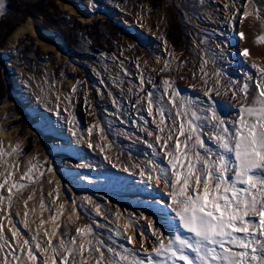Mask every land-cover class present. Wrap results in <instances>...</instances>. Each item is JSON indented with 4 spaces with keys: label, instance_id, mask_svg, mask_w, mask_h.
I'll return each mask as SVG.
<instances>
[{
    "label": "rangeland",
    "instance_id": "374dc122",
    "mask_svg": "<svg viewBox=\"0 0 264 264\" xmlns=\"http://www.w3.org/2000/svg\"><path fill=\"white\" fill-rule=\"evenodd\" d=\"M5 1L2 0L3 9L0 10V23L8 22L14 26V30L4 40L1 49L3 52L6 51L9 58L0 59V78L5 86V98L0 106L6 105V109L4 108L3 113L0 114V136L2 137L0 145L6 150L13 146L12 142L15 140H25V142L15 152L13 160L10 161L8 156L3 160L2 165L4 166L1 167L3 169L0 170V174L5 173L6 170L11 171L15 165L13 179L27 186L18 192L14 190L10 206L7 200L0 205V223L4 225V234L10 232L12 235L13 227L19 230V238H12L11 241L4 235L5 239L17 248V255H20L18 251L20 242L27 239L31 243L32 235L30 236L28 229H38L41 219L49 221L61 204L64 205V209L58 220L55 223H46L43 228L39 229H52L56 224L62 226L64 223V231L67 230L71 233L75 231L76 227L69 217H73L76 224L80 219L78 212L70 207L75 204L73 195L79 190L96 186L95 184L90 187L83 186V172L78 171L81 169L80 164L84 166L81 161L88 160L92 164L94 162L98 164L99 162L105 163L104 160H106L105 164L107 166L109 164L108 167H111L113 172H118L120 169L123 170L121 167H125V163L129 166L136 164L135 161H132L134 159L131 156L125 154L133 149L126 148L127 151L120 149L123 142L135 145L137 144L135 140L144 139L143 141L146 143L140 145L143 149L142 152H146V150L152 152L151 148L145 147L149 143H153L151 139L154 135L151 138L146 131L155 133L157 132L156 127L154 130H146L136 124L143 118V123L147 127L149 126L148 121L151 122V119L147 118V120L146 116L144 117V114L148 117L147 104L141 99L147 91L152 90L155 97H159L163 93V80L170 78L175 81V85L184 96L199 97L200 95H197L202 94L206 87L221 85V88L224 89L235 85L238 88L245 82L249 83L251 94L255 78L259 76L257 69L250 64L252 62L242 61L244 48L239 50L237 35L231 33L236 30V25H234L237 20L236 15L241 12L242 3L245 0H129L124 4L115 0H101V5L96 4L94 0H80V5L89 1L95 5L96 9L101 10L100 16L94 17L95 19L90 21L63 9L60 0H26L31 4L29 8L34 10L31 15L27 16L8 12L5 9ZM39 10L41 11L39 12ZM230 10H232L231 14ZM219 12L228 13L230 17H225ZM82 15L87 18L86 11L82 12ZM35 16L41 18L42 30L56 33L62 38V46L58 49L60 54L55 51L43 50L38 44L37 38L30 33L17 40L18 43L14 48L10 47L8 39L15 32L16 27L25 24L28 19ZM263 17L264 15L261 23L259 22L257 27L252 28L248 35L251 45L259 49L262 52L261 55H264V45L256 43V40L258 36L264 35ZM71 18H74L78 23L75 29L70 30L73 42L69 45H72L71 50L75 52L74 55L67 53L69 50L68 43H65L67 41L62 33L55 30L56 25L62 26L66 30L69 29ZM52 22H54L53 25L49 24ZM175 30H178L182 41L173 45L174 37L177 36ZM3 33L4 30L0 29V39ZM169 33L171 38L168 36ZM233 47L234 51L230 52ZM6 54H4L5 57ZM151 54H155V58L157 55L160 56L159 63L154 66L151 64L153 60ZM7 59L10 61L4 62ZM205 60L208 61L204 65V72H207V76L201 72V66ZM165 61H171L170 70L162 72L160 69L163 68ZM254 63L258 65L259 61L255 60ZM216 72L222 73L219 83H216ZM141 75L145 79L143 92L140 91ZM246 76H252L253 80L246 81ZM149 79L152 83L147 82ZM205 80L208 81L207 85L204 83ZM153 84L157 86L156 89L153 88ZM23 88L27 90V94L29 93L27 100L29 99V102L38 107L47 105L44 97L46 94L44 92L47 89L57 97L58 108L50 118V125L47 122L49 120L39 126L32 124L34 120L30 111L25 109L27 104L25 99L18 98V93L20 90H24ZM74 88L75 91H73ZM217 97L221 98L220 101L224 99V102H220L218 99L215 101H218L219 105L227 106L228 110H231V104H236L231 91L222 92ZM113 100H115V104ZM137 100L140 102L139 104ZM64 108L68 110L66 121L61 119ZM112 116H115V122L122 123L120 128L125 131L121 130L119 134L122 135L117 134L118 126L115 125L116 128H112L109 122L110 119H113L110 118ZM235 118L236 115L233 119ZM93 125H95L94 128ZM89 129L92 131L90 132ZM84 130L88 139L86 142H91L92 147L89 146L90 143L85 146L75 138L76 132ZM45 131L57 134L55 137L59 141L57 146L45 143L42 138L46 137ZM67 132L71 133L69 137L64 136ZM106 137L111 138L112 141H106ZM148 137L152 142L147 140ZM63 138L68 146L63 145ZM102 148H105L106 153H101ZM94 149L97 151L96 154L101 153L100 159L94 155L90 159H80L81 156H86L89 153L95 154L93 153ZM157 150H159L158 145ZM142 152L137 156L138 159L142 156L146 158V160L143 159L144 164L142 163L144 170L149 168L146 164L149 159H158L157 162L161 163V158H151ZM120 157L126 158L124 164ZM33 165L39 167L38 172L33 170V175L36 178L31 182L21 180V176ZM97 167L89 165V168L93 170H97ZM3 179L4 176L0 175V181ZM64 187H69L70 198L64 196ZM163 189L167 193L165 187ZM86 190L85 195L80 196L81 201L83 205L89 206L91 210L95 211V207H93L95 202L93 199L90 200L88 197L90 195L86 194ZM95 192L98 193V197L102 201H106L100 191ZM0 195L7 197V186L0 190ZM85 196L89 198V201L85 200ZM29 197L32 198L29 199ZM41 202L45 205L44 209L40 207ZM15 206L23 207L22 218L15 212ZM26 212L28 215L25 217ZM151 216L156 221V214L152 213ZM9 220H11V224H9ZM25 221H27V226H25ZM116 226L118 227L119 224ZM103 231L105 230L99 232ZM53 239L58 241L60 238L56 236ZM39 242L43 247H46L47 237ZM3 243L4 241L0 240V244ZM8 251V247L0 251V264L3 259L1 252L5 255ZM36 254L39 256L38 259H43L39 250H36ZM21 258L25 259L26 257Z\"/></svg>",
    "mask_w": 264,
    "mask_h": 264
},
{
    "label": "snow or ice",
    "instance_id": "6c2138e0",
    "mask_svg": "<svg viewBox=\"0 0 264 264\" xmlns=\"http://www.w3.org/2000/svg\"><path fill=\"white\" fill-rule=\"evenodd\" d=\"M240 37L243 39L244 33H240ZM256 43L264 45V35L258 36ZM242 54L250 56L248 49ZM207 63L205 60L201 66L204 76L208 75L204 72ZM170 64L171 61H165L160 70L169 71ZM252 67L257 69L259 76L255 78L251 94L247 82L238 88L230 85L221 89L213 85L206 87L203 93L208 97L205 103L199 98L182 95L175 81L167 78L162 82L163 93L159 97L149 90L141 98L157 130L155 134L147 133L155 137V144L149 143L148 147L152 149V157L161 158L166 166L149 159L146 162L148 170L142 169L140 175H147L157 186L163 184L170 201L160 207L169 227L167 236L148 221V227L153 229L152 236L156 237L150 250L143 242L139 248H127L123 244L114 246V242H106L92 224L77 226L74 234L67 230L61 233V225L56 224L50 231H44L47 246L43 247L38 240L39 228L58 220L64 209L61 204L49 221L40 220L31 243L27 239L20 242V255L5 239L4 225L0 223V240L4 241L0 251L5 247L9 249L2 264H38L36 250L43 256L39 264H264V66L253 63ZM215 76L219 83L222 73L216 72ZM245 80H253V77L246 76ZM147 82L152 83L151 79ZM204 83L207 85L208 81ZM144 84L141 75V92ZM153 88L157 86L153 84ZM228 91L236 101L233 105L235 119L224 118L227 106H223L225 112H220L218 101L213 100V93L219 96ZM17 150L18 146L10 152L0 146V158ZM34 169L39 171V167L33 165L21 180L33 181L36 178ZM14 172L15 165L11 171L0 174L4 176L0 190L7 186L8 192L7 197L0 195V205L7 200L10 206L14 190L18 192L27 186L13 179ZM40 207L45 208L43 202ZM95 211L100 214L99 205H95ZM27 215L26 212L25 217ZM69 220L75 223L73 217ZM128 227L125 225L124 233L117 230L115 234L124 236L134 245L135 237L125 235ZM57 235L60 239L54 241ZM12 236L14 239L20 236L15 227Z\"/></svg>",
    "mask_w": 264,
    "mask_h": 264
},
{
    "label": "bare ground",
    "instance_id": "6f19581e",
    "mask_svg": "<svg viewBox=\"0 0 264 264\" xmlns=\"http://www.w3.org/2000/svg\"><path fill=\"white\" fill-rule=\"evenodd\" d=\"M244 3L246 4L245 7H244V5H245ZM60 5H62L63 9L67 10L69 13L75 14L77 16H80V17H82V19H86L87 21L93 20V19H95L94 17L100 16V11L101 10L99 11V8L96 9L95 5H93L89 1H87L86 4H84V5H82V4L80 5L79 0H60ZM263 5H264V0H245L242 3V8L240 10L241 12L239 11L240 12L239 15L238 14L236 15L237 16V20L234 23V25H236V30H234V32L233 31L231 32V33L237 35L236 38L238 39L237 43H238V45L240 47L239 50L241 51V49L243 50V48L249 50L250 56L249 57H245L243 55L242 61L243 62L244 61L245 62L246 61H250V62H252V63H250L251 65L255 62V60L259 61V63H258L259 66H262V63H264V55H261L262 52L259 49L255 48V47H253L251 45L250 38H248L249 37L248 36L249 35V31L252 28H254L255 26L257 27L258 26L257 24H259V22L261 23L262 16L264 15V6ZM81 6H83L85 8L87 18H85L86 16L82 15ZM235 6H238V4H235ZM232 10H233V7H232ZM232 10H230V14H231ZM222 12H219V13L223 14ZM246 13H251V15H247L246 16L245 15ZM223 15L225 17H230V15L228 13H225ZM263 19H264V17H263ZM41 28H42V23H41V18L40 17L35 16L34 18L28 19L25 24H23V25H21L19 27H16L15 32L8 39L10 47L14 48L17 45V43H18L17 40L21 39L24 35L30 33V35H33V36H35L37 38V42L42 47L43 50L55 51V52H57V54H60L58 52L59 51L58 49L62 46V43H61L62 41H61L60 36H57L56 34H53V33L46 32L45 30H42ZM240 33H244V38L243 39L240 37ZM234 42H235V39H234ZM234 49L235 48L233 47V50L230 51V52H233ZM1 51H2L1 53L3 55L6 54L5 50H4V52H3V50H1ZM158 55H159V53H158ZM158 55L156 56V58H158ZM5 58H9L7 56V54H6V57L4 56L2 59H5ZM6 61H10V60L9 59L4 60V62H6ZM218 87L221 88V85H218ZM25 89L19 91L20 93H18V98H20V99L23 98V100L25 99V101L27 103L26 106H25V109L28 110V112L30 111L31 116L33 117V120H34V122L32 124L33 125L37 124L39 126V124L40 125L44 124L45 121L49 120L47 122L50 125L51 124V122H50L51 119L50 118L53 117V114L56 112V110L58 108L57 107V105H58L57 97L55 95H53V93H51V90L47 89L48 91L46 90V92H44V93H46V94H44L45 95L44 97H45V104H47V105L45 107H38L36 105H33L32 102H29V99L27 100V97H28L29 93L27 94V92H26L27 90H25ZM203 93L202 94L199 93L197 95V96L200 95L199 97H193V98H199L200 100H203L205 103H208V97H205ZM215 99H218V101H220L221 98H218L217 95H215V93H213V100H215ZM223 100L220 101V102H224ZM137 102H138V100H137ZM229 105H230V103H229ZM220 106L221 107L218 108V111L225 112L226 110L224 109V107L222 105H220ZM4 108L6 109V105L2 104L0 106V114L3 113ZM232 109H233V111H232ZM138 111H140V110H138ZM235 113H236L235 109L233 108V105L231 104V110H228L226 112L224 118L229 117L230 119H233L235 117V115H236ZM62 114H63V117L61 119H63V121H66L65 118L68 116V110L64 108L62 110ZM145 116H146V119H147V115L144 114V117ZM110 118H113V119L109 120L112 128L115 127V125L118 126L117 130H119V131H118L117 134L118 135H122V134H119L121 132V130H122V128H120V126H121L120 124H122V123L119 124V123L115 122V120H116L115 116H112ZM141 118H143V117L141 116ZM148 119H151V122L148 121L149 122V126L148 127L143 123L144 118H143V120L139 121V122L142 121V124L140 123V126L143 129H146V130H148V129H153L154 130L155 127H156V124H155V122L153 120V117L149 116ZM35 121H37V122H35ZM64 125H66V122H64ZM123 128H125V127H123ZM85 130L87 131V129H85ZM85 130L83 132H76V134H74V135H75V138L77 139V141L79 143H83L86 146V145H89V143L90 144H92V143L91 142H88V143L86 142L88 139H87V135H86V131ZM122 131H124V130H122ZM148 131H146V133H148ZM45 132H46V137H44L42 135L43 136L42 138H44L45 143H47L48 145L51 144L54 147L57 146L56 144L59 143V141H57L55 139L57 134L56 133H51L50 131H45ZM114 132H116V131H114ZM0 134H1V131H0ZM10 134H8V135H10ZM70 135H71V133H69V132L64 134V136H66V137L67 136L69 137ZM74 135H73V137H74ZM134 135L136 137H139L137 134H134ZM141 136H143V135H141ZM107 137H109V136H107ZM107 137L105 139L106 141L107 140H111L112 141L111 138H107ZM151 138H152V136H151ZM1 139H2V137L0 136V141H1ZM133 140H134V138H133ZM143 140L141 138L139 140L138 139L135 140V142L137 143L135 145H132L133 143L132 144L131 143L127 144L125 142L122 143V145L120 146L121 150H126V148L130 149V150L133 149V150H131V152H128V153H125L123 151L122 152L127 154V155H129V156H131V158L134 159V160H132V159L131 160L135 161L136 164H133L134 166L133 165L129 166L127 163H125V160H126L127 156H126V158L125 157L124 158L120 157L121 158L120 160L123 161V164L125 163V167H121L123 170L120 169V171H118V172L117 171L113 172V169H111V167H108L109 164H108V166L105 164L106 160H104L105 163L104 162H99L98 164L95 163V162L92 164L88 160L81 161L84 164V166H82V164H80L81 169L78 170V171H82L83 172L82 173V176H84L83 183H82L83 186L84 187H90V185H92V184H95L96 186H95V188L94 187L93 188H91V187L90 188H86V189H90L89 191H87L86 189H83V190H79L76 193H74L73 200H74L75 204L72 203L73 206H70V207H71V209H75L78 212L79 219H80L78 224H76V222L73 223V225H75V227H77L79 225H84V224H92L94 229L96 230V232L100 233V234H103V238L105 239L106 242H108V243H113L114 242V246H118L120 244H123L127 248H133V247L139 248L141 242H143L144 246L149 248V250H150L152 245H153V242L156 240V237L152 236L153 229L148 227V221H149V218H152L151 214L154 213L157 216L156 221H154L153 218L151 219V221L153 222L154 227L156 229H159L160 232L164 233L165 236L168 235L169 227L166 224V222L163 220L162 214L160 212V207H163L164 204L170 202L169 198L167 196V193L163 189L164 185L160 184L159 186H157V185H155L154 181H149L148 180L147 175H145L144 177H141V175H140L141 170L142 169L144 170V166H143V164H144L143 162L144 161H143V159L146 160V158H143L144 156H142L139 159H138V156H137L139 153L141 154V152L143 150L140 145L143 144V143H146ZM147 140L148 141L152 140L153 144L155 143L154 142L155 141L154 137L151 140H150V138L147 139ZM23 142H25V140H19V141L15 140L14 142H12L13 146H11L9 149H6L5 151H9L10 152L12 148H17V146H18V150H19V148L24 144ZM126 142H128V141H126ZM67 144L68 143L63 138V145L64 146H68ZM52 146H50V147H52ZM145 148H148V146H146ZM102 149H103V151L102 150H100V151H101V153L104 154L105 148H102ZM112 151H113V148H112ZM96 152L97 151L94 149L93 153H95V154H90L89 153L86 156H81L80 159H83V160L85 158H89L90 159L92 157V155H94L96 157L98 156V158L101 157L100 156L101 153L98 151L99 153L96 154ZM142 153L144 155L146 153V154L149 155L148 157L151 156V158H152V154H151L152 152L150 150H148V151L146 150V152H142ZM114 154H115V152H114ZM8 157H10V161L13 160L15 158V153H12V155H10ZM114 157H112V158H114ZM116 157L119 158V156H116ZM6 158H7V156H5L3 158H0V170L1 171L3 169L1 167L4 166V165H2V162ZM159 163H160V161H159ZM123 164H121V165H123ZM161 164L163 166H166L165 162H163V160L161 161ZM89 165L98 166L97 170L90 169ZM115 165L117 166V164H115ZM125 168H127L128 170L125 171L124 170ZM147 170H145V171H147ZM62 187H63V185H62ZM68 189H69V187H64V193H65L64 196L67 197V198H70L71 197L70 196L71 192ZM85 190H86V194L90 195V196H88V197H90V200L93 199V202H95L94 204L100 206V214L99 215L94 210H91L89 206L87 207V206L83 205V202L81 201V197L80 196L81 195H85ZM95 191H100V194H103L105 196L104 198H106V201H102L98 197L99 196L98 193H96ZM85 197H86L85 200L87 199L89 201V198L87 196H85ZM17 206H15L16 207L15 208V212L17 213V215L20 218H22V216L24 215L23 214L24 212H23V209H22L23 207H17ZM93 207H95V206H93ZM147 209H149V210H147ZM31 215H33V214H31ZM172 215H174V214H172ZM65 220H67V219L65 218ZM91 220H94V221H91ZM99 220H101V221H99ZM116 224H119V226L117 227ZM125 225H129L125 235H132V236L135 237V244L134 245L133 244H129L127 242V240L124 238V236H117L115 234L117 230H119L120 232L124 233L125 232ZM63 227H64V223H62V226H61V229H60L61 233L64 232V228ZM36 229L35 230L28 229V231H29L28 233L30 234V236L31 235L33 236L37 232ZM46 229L49 230V231L51 230L50 228H45L43 230L39 229V236H38V240L39 241L46 239V237L44 236V231ZM100 230H105V231L99 232ZM74 232L75 231H72V234ZM4 235H5V237L7 236V239L9 241H11L12 238H13L12 235H10V232H8V233L5 232ZM109 236L112 237L111 241L108 240ZM57 237L60 238V235H57ZM55 239H54V241H57ZM19 245H20V243H19ZM106 255H107V253H106ZM1 257H4V253L3 252H1ZM22 259H24V258H22Z\"/></svg>",
    "mask_w": 264,
    "mask_h": 264
},
{
    "label": "trees",
    "instance_id": "16d2710c",
    "mask_svg": "<svg viewBox=\"0 0 264 264\" xmlns=\"http://www.w3.org/2000/svg\"><path fill=\"white\" fill-rule=\"evenodd\" d=\"M115 1L119 2L120 4H124V3L129 2V0H115ZM94 2L96 4H98V5H101V3H102L101 0H94ZM5 3H6L5 9L8 12H12V13H15V14H24V16H27V15H31V13L34 11V10H31V8H29L31 4L27 3L26 0H6ZM40 11L41 10H39V12ZM53 23L54 22L49 23V24L53 25ZM76 26H78V23L75 21L74 18H71V23H70V28L69 29H67V30L63 29L62 26H59V25H56V28H55L56 31H58V32L63 34L65 41H67L65 43H68L69 50L67 51V53L73 54V55H74L75 52L73 50H71L72 45H69V43L73 42L70 30L75 29ZM13 27L14 26H12L8 22H5V24H4V21L0 23V29L4 30L3 36L0 39V49L3 48V44L5 42L4 40L7 39V37L14 30ZM175 32H176L175 35H177V36L174 37L173 45L179 44L182 41V37L179 34L178 30H175ZM168 36H169V38H171L170 33H169ZM4 91H5V86L3 84L2 79L0 78V103L5 98V92Z\"/></svg>",
    "mask_w": 264,
    "mask_h": 264
},
{
    "label": "built area",
    "instance_id": "2783aa9c",
    "mask_svg": "<svg viewBox=\"0 0 264 264\" xmlns=\"http://www.w3.org/2000/svg\"><path fill=\"white\" fill-rule=\"evenodd\" d=\"M160 55V54H159ZM150 56H152L153 58V60L151 61L152 63V65L154 66L155 64H157V63H159V58H160V56H158V58H156L155 59V54H151ZM150 59V58H149ZM157 60V61H156ZM149 117V116H148ZM147 117V118H148ZM150 120V119H149ZM138 126L140 125V122L138 121V123H136ZM142 124V123H141ZM140 128H141V126H140Z\"/></svg>",
    "mask_w": 264,
    "mask_h": 264
},
{
    "label": "water",
    "instance_id": "95a60500",
    "mask_svg": "<svg viewBox=\"0 0 264 264\" xmlns=\"http://www.w3.org/2000/svg\"><path fill=\"white\" fill-rule=\"evenodd\" d=\"M80 1V0H79ZM81 2V1H80ZM83 4V3H82ZM81 10H82V12H85L86 10H85V8L83 7V6H81ZM56 34V33H55ZM62 39V38H61ZM2 51H1V49H0V59H2L3 57H4V55L1 53Z\"/></svg>",
    "mask_w": 264,
    "mask_h": 264
}]
</instances>
